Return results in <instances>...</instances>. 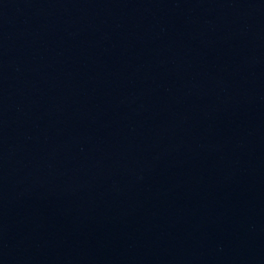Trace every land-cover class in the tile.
I'll list each match as a JSON object with an SVG mask.
<instances>
[{
	"label": "water",
	"instance_id": "water-1",
	"mask_svg": "<svg viewBox=\"0 0 264 264\" xmlns=\"http://www.w3.org/2000/svg\"><path fill=\"white\" fill-rule=\"evenodd\" d=\"M0 264H264V0H0Z\"/></svg>",
	"mask_w": 264,
	"mask_h": 264
}]
</instances>
